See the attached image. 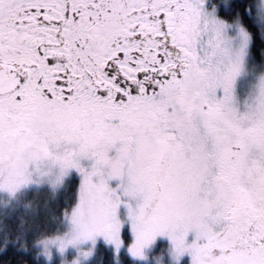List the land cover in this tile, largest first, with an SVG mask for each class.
I'll use <instances>...</instances> for the list:
<instances>
[{"label":"snow or ice","instance_id":"6c2138e0","mask_svg":"<svg viewBox=\"0 0 264 264\" xmlns=\"http://www.w3.org/2000/svg\"><path fill=\"white\" fill-rule=\"evenodd\" d=\"M0 264H264V0H0Z\"/></svg>","mask_w":264,"mask_h":264}]
</instances>
